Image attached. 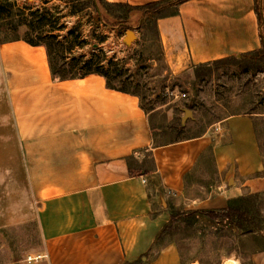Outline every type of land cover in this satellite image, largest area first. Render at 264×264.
<instances>
[{"label":"crops","instance_id":"obj_1","mask_svg":"<svg viewBox=\"0 0 264 264\" xmlns=\"http://www.w3.org/2000/svg\"><path fill=\"white\" fill-rule=\"evenodd\" d=\"M104 1L160 3L155 22L171 75L261 47L253 0ZM141 148L153 170L129 175L127 157ZM262 170L251 114L154 144L136 96L98 74L53 80L44 46L0 44V230L35 222L39 264H181L175 243L152 246L170 209L216 210L263 193ZM247 260L264 264V250Z\"/></svg>","mask_w":264,"mask_h":264},{"label":"rangeland","instance_id":"obj_2","mask_svg":"<svg viewBox=\"0 0 264 264\" xmlns=\"http://www.w3.org/2000/svg\"><path fill=\"white\" fill-rule=\"evenodd\" d=\"M99 7L96 15L89 0L68 5L61 0H0V44L20 38L47 43L53 62L67 71L76 68L74 59L99 61L112 85L138 95L155 144L198 135L228 114H251L264 164V60L260 54L205 66L199 78L192 67L171 75L147 28L148 13ZM128 30L133 33L130 38H126ZM174 93L185 96L174 98ZM257 207L261 228L257 233L216 230L209 224L202 230L176 232L155 248L175 243L181 264H248L250 252L264 249V192ZM40 244L35 222L0 230V264H29L26 257L34 255Z\"/></svg>","mask_w":264,"mask_h":264},{"label":"trees","instance_id":"obj_3","mask_svg":"<svg viewBox=\"0 0 264 264\" xmlns=\"http://www.w3.org/2000/svg\"><path fill=\"white\" fill-rule=\"evenodd\" d=\"M44 1L46 2L47 0H44ZM61 1L64 3V5H68L70 3L75 4L77 2H82L83 0H61ZM182 1L184 0H175V4L177 5L178 3ZM89 2L91 4L93 12H95L96 15L100 14V7H99L100 5L117 7V8L122 9L125 12H130L132 10H143L144 12L148 13L150 16V20L148 22L147 28L148 30L152 32L158 44V47H159L160 57L162 58L161 44H160L159 35H158L156 22H155L156 18L158 16H161L162 14L159 8L160 3H150L147 5L135 7V6L125 5V4H110V3L105 2L104 0H89ZM253 8H254V12L257 17V23L259 26L261 47L252 52L242 53L239 55L230 56V57L215 60L212 62L194 65L192 66V68L195 71L196 78H199L203 75L200 68H203L211 64H217L224 60L234 59L239 56L260 54L264 60V0H253ZM78 9H79L78 11H80L82 7H78ZM70 13L74 14L75 12H70ZM20 39L30 45L44 46L46 55H47L50 75L53 80L82 78L87 74H98L104 78L106 87L117 90V91L128 92L136 96L139 101V97L136 93H133L124 88L116 87L112 85L110 82L109 75L107 74L103 66L99 65V61H93L91 58L90 59H83V58L74 59L76 68L71 69L70 71H67L65 67H63L61 64L56 65L53 62L52 50L49 44L41 43V42H34V41L24 39V38H20ZM55 45L59 46L60 44L55 42ZM139 106L142 108L140 101H139ZM147 120L149 124V130L153 138V143L155 144L154 137H153V128L150 126L148 116H147ZM138 153H142V158L140 160H138L136 157ZM127 164H128L129 175H133L134 173L148 174L153 170V160L151 158L150 151L148 148H141V149L134 150L127 157ZM261 173L264 176V168ZM155 178L157 177H155L154 175L151 176V180L153 184L156 186L157 180ZM261 194L262 193H248V194H243L235 198H230L227 200L226 205L223 208L216 209V210H207V209L177 210V209L171 208L169 211V220L161 228V230L157 233L152 246L156 247L166 237H169L172 234H175L176 232H181V231L191 232L193 230L194 231L202 230V229H205L204 228L205 225L207 226L209 224L210 226L216 228V230H218V228L221 227V229L222 228H226L229 230L237 229L240 231L241 230L247 231L252 234L257 233L261 229L259 227L260 226V223H259L260 213L257 207V200L261 198ZM150 252H151V249L149 250V253ZM123 264H142V261L139 259L134 262H125Z\"/></svg>","mask_w":264,"mask_h":264},{"label":"built area","instance_id":"obj_4","mask_svg":"<svg viewBox=\"0 0 264 264\" xmlns=\"http://www.w3.org/2000/svg\"><path fill=\"white\" fill-rule=\"evenodd\" d=\"M174 98H182L185 96L184 93H174ZM43 257V255H40V254H34V255H28L25 259V261L27 263H30V262H35V261H39L41 258Z\"/></svg>","mask_w":264,"mask_h":264},{"label":"water","instance_id":"obj_5","mask_svg":"<svg viewBox=\"0 0 264 264\" xmlns=\"http://www.w3.org/2000/svg\"><path fill=\"white\" fill-rule=\"evenodd\" d=\"M129 34H132V36H133L132 31L128 30V31L126 32V38H129V36H128ZM132 36H131V37H132ZM188 114H189V111L186 110V111H185V115H188Z\"/></svg>","mask_w":264,"mask_h":264},{"label":"bare ground","instance_id":"obj_6","mask_svg":"<svg viewBox=\"0 0 264 264\" xmlns=\"http://www.w3.org/2000/svg\"><path fill=\"white\" fill-rule=\"evenodd\" d=\"M128 36H129V38H130V37L132 36V34H129Z\"/></svg>","mask_w":264,"mask_h":264}]
</instances>
